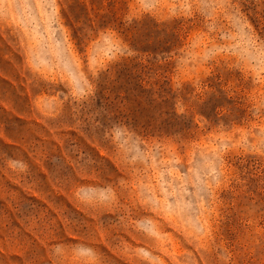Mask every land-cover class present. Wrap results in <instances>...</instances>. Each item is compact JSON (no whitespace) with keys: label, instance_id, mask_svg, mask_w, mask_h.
Masks as SVG:
<instances>
[{"label":"rangeland","instance_id":"obj_1","mask_svg":"<svg viewBox=\"0 0 264 264\" xmlns=\"http://www.w3.org/2000/svg\"><path fill=\"white\" fill-rule=\"evenodd\" d=\"M0 264H264V0H0Z\"/></svg>","mask_w":264,"mask_h":264}]
</instances>
